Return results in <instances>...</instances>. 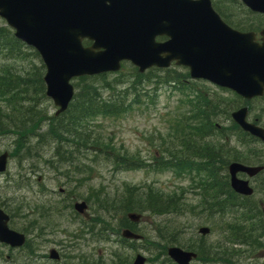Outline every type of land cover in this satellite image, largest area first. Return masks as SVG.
<instances>
[{
    "label": "trees",
    "instance_id": "trees-1",
    "mask_svg": "<svg viewBox=\"0 0 264 264\" xmlns=\"http://www.w3.org/2000/svg\"><path fill=\"white\" fill-rule=\"evenodd\" d=\"M43 74L44 67L38 54L16 40L12 31L0 24V102L5 105L3 109L0 108V139L11 136L13 153L20 154L18 156L24 159L23 164L31 160L39 162L40 159L48 171L60 175L67 185L79 182L82 175L90 177L102 163L115 169L143 167L145 164L139 160L138 154L130 156L126 152H118L110 146L109 140L101 139L99 126L95 123L99 119H120L134 109L149 110L155 106L162 87L167 86L174 91L175 78L186 76L185 73L175 74L174 69L139 74L128 66L125 73L82 77L73 83L76 92L66 112L55 116L49 115L43 107L47 101ZM198 92V99L192 101V115L176 116L173 122L167 120L170 133L157 132L147 138L156 150L151 156L153 164L150 167L153 170L194 172L201 180L200 188L195 187L197 190H194L196 203H186L180 190L169 193L150 187L139 193L125 186L123 197L109 206L108 196L94 198L101 210H115L123 214L136 211L158 218H175L190 213L192 217H202L206 222L213 219L212 231L219 233V239L214 244L203 243V239L181 244L174 235V224L170 220L158 227V239L154 241L161 264H170L165 257L167 245L183 246L186 250L194 251L203 261L209 262L223 256L226 264H238V251L232 245L246 243L253 250L259 249V246L252 245L253 232L244 226L252 224L242 222L235 216L249 221L252 218L248 214L256 218L258 213L249 208L248 212L239 214V200L230 191L227 177L219 169L224 167H218L220 148L206 139L208 135L217 133L215 123L217 119L219 121L220 112L228 117L235 105L231 104L229 108V101L224 99L227 107L224 109L222 101L219 102L215 95ZM190 122L194 124L189 125ZM236 131L239 130L236 128ZM46 149L50 150L48 157H45ZM226 158L229 159V156L221 160L225 161ZM18 161V166H22L19 158ZM23 179L15 180V189L30 187L29 182L25 184L20 181ZM72 192L77 195L78 189L74 187ZM224 243H231V250L228 247L222 250ZM133 247L129 246L131 249ZM119 264L129 263L125 261Z\"/></svg>",
    "mask_w": 264,
    "mask_h": 264
},
{
    "label": "water",
    "instance_id": "water-1",
    "mask_svg": "<svg viewBox=\"0 0 264 264\" xmlns=\"http://www.w3.org/2000/svg\"><path fill=\"white\" fill-rule=\"evenodd\" d=\"M242 1L264 13V0ZM0 18L13 29L15 38L38 52L45 67V94L58 107L56 115L72 98L71 79L117 71L122 61L139 72L174 62L188 68L191 78L226 87L247 100L264 93V31L258 43L254 33L231 30L209 0H0ZM157 37L166 40L157 42ZM83 40L91 41V46L83 47ZM231 117L264 141V132L246 122V108ZM6 161L4 152L0 173ZM258 170L231 164L233 190L249 195L247 183L236 180L235 174L252 176ZM84 209L83 203L75 205L79 213ZM6 222L0 210V241L20 246L23 237L10 231ZM123 235L137 237L129 232ZM167 254L176 264H189L195 256L176 247L168 248ZM50 258L57 256L51 252ZM143 262L138 255L133 264Z\"/></svg>",
    "mask_w": 264,
    "mask_h": 264
},
{
    "label": "rangeland",
    "instance_id": "rangeland-1",
    "mask_svg": "<svg viewBox=\"0 0 264 264\" xmlns=\"http://www.w3.org/2000/svg\"><path fill=\"white\" fill-rule=\"evenodd\" d=\"M0 24H3V22L0 20ZM217 96H221V99L219 102L222 101L223 108L227 109L225 105V98L222 94H219L217 92ZM5 105L0 102V108L3 109ZM43 107L46 109V112L50 115L53 114L55 109L50 101H46L43 103ZM220 107V103L218 105ZM261 109L264 108V105H259ZM259 107H253L251 108V112L249 115V118L251 117L253 119L260 120L259 114H254V108ZM191 113L189 104L187 102V98L184 94L172 92L170 93L169 88H162L159 91V97L157 100V104L154 107L153 110H143L137 111L136 109L130 113L125 115L124 117L120 119H99L97 123H95L96 126H99L98 128V134L100 135L101 139L109 140L110 146L114 147L116 151L124 153L126 152V155L129 154H138L142 158H150L155 150V145L152 143V145L146 140L148 137H150L152 134H156L157 132L166 134V132L170 133L171 128L169 124L167 123V120H170V122H173L174 117H179L181 115L187 116ZM219 114V113H218ZM228 122H221L218 121L215 123V125H225ZM194 123H189V125H193ZM208 141L212 142V145L216 148H220L219 153L222 157L227 155L226 150L227 148H230L234 145H225V141L220 136H213L210 139L207 138ZM13 140L11 136H6L5 138L0 139V151L6 150L11 152L13 149ZM259 148V147H256ZM48 150V149H46ZM250 149L246 146L244 147V152L249 151ZM260 150V149H259ZM239 150L236 148L234 150V154H236ZM232 152V149H231ZM17 153V154H16ZM13 153L14 157L9 159L8 169L7 173L0 175V196H13L16 199H20L21 202L24 205H32V201H36L37 197L34 195L33 192H29L28 188H23L20 190H16L17 192L8 193L9 188L7 190V186L10 187V183H7L8 180L15 179L17 174L20 172L19 167L23 169V171L20 172L22 176H26L29 178L30 172L25 169L26 167L29 168L31 164H34L33 161L26 162L23 164V158L21 159L20 154L16 152ZM50 155V150L46 152V156L48 157ZM22 161L21 166L18 167V158ZM43 162L39 160V162H35L36 166L39 168V171L36 172L39 175L43 176V179H41L38 183L39 185H44L47 191H45V194H48L51 197V204L54 206H57L58 201L60 199H65L66 196H59L55 192H57L59 189H65L64 193L71 194L69 192H72L71 190L75 188L78 189V198H73L72 203L75 201L80 200H87L89 209L85 219H88L89 215L92 217L90 220L87 221H97V217L100 218H106L108 219V215L106 212L101 210V208L95 203L97 201L94 196L101 197V195L104 196H113L114 194H117V196H121V193H125L122 190V187L125 188L126 184L130 187H137L142 186L144 184V187H150L155 188L158 190H162L165 192H174V191H181L182 193L187 192V194H184V198L190 203L195 202V198L193 195L189 194V187L193 185L194 180L192 177H187V173H174V171H153V170H145V169H135V170H122V169H115L110 165L102 163L101 166H97L96 170L93 171L90 177H85L82 175L80 181L74 182L71 185H67L65 183V179L62 178L60 175H57L53 171H48L46 166H43ZM30 164V165H29ZM40 167L42 170H40ZM61 170V169H60ZM31 181L32 178L34 179L36 176H32L30 174ZM77 178H80L79 176ZM35 187V185H34ZM39 186H36V189ZM1 188L4 189V191H1ZM13 188V187H12ZM259 190L264 189V181L260 186H258ZM11 189V188H10ZM40 191L39 189H37ZM8 193V194H6ZM40 193V192H39ZM264 197V193H263ZM66 200V199H65ZM114 200L111 201V203ZM25 209V208H21ZM96 212L100 214H96ZM94 213V215H92ZM113 222L105 223L104 221L96 222L95 224H101L102 227L105 228L106 224L110 228L109 231H106L108 234H106L111 241L102 240L100 242H87V244H83L84 240H80L81 243H75L73 242L74 239L72 237H68L69 234H74L76 232V225L72 224L70 222H67L65 219L61 221H57L59 223V226L61 227L62 231L66 233V235H63L60 233L58 234L55 239H60L63 246H68L71 244H79L76 245V247L72 250L71 255L76 256L78 254L84 256V258L89 259L93 261V259H96L95 257L99 259H103L104 262L110 263L112 261L116 263L125 262L130 260L132 261L133 257L136 253L143 254L145 257L150 258L154 255V252H149V246L146 244L145 241L141 242V246L136 248V250H130V249H121L117 250V245L119 243L115 242L118 239V235H115L114 233H110L112 230L111 228L115 227L116 225H119L121 223V215L113 216ZM157 218L155 216L150 215H141L139 217V223L138 225L142 227V232L146 235L147 238H152L156 232H154V229L156 227L163 226L164 219ZM185 219L181 220L179 222L178 219ZM177 221L179 224H177ZM92 222V223H93ZM172 222L175 227L181 228V225H186V227H196V229H193L197 234V228L199 227H206L208 226L207 223H204L201 220L198 219H192L191 217L188 219L186 216H179L177 217V220L172 218ZM118 223V224H117ZM167 223V221H166ZM19 225H21L20 222H18ZM17 225V226H19ZM17 228H20L17 227ZM256 235H254V239L251 240L252 245H255L257 243H260L262 248H259L257 250H250L249 247H240V246H233V249H236L238 251L237 256L238 264H264V237H260L258 234V231H254ZM105 235V236H106ZM104 236V237H105ZM191 236V234L185 235V239ZM54 236L48 237L46 240L41 241L42 242H50L49 244H45V246H42L41 252H47L48 249L56 248V244H54ZM219 239V235L217 233H211L209 236L205 237V240L208 241L207 243H215ZM255 241V242H254ZM185 241H182L181 244H184ZM187 242V241H186ZM70 246V245H69ZM226 248L229 247V243H227ZM71 251V249H70ZM5 255L3 253L2 255V261H0V264H8L5 262ZM219 258H215L216 261H218ZM71 259H68V262ZM156 259L153 261L152 259H149V263L147 264H156ZM53 264V263H51ZM61 264H72V263H65L64 260L61 262ZM193 264H198L194 262Z\"/></svg>",
    "mask_w": 264,
    "mask_h": 264
},
{
    "label": "flooded vegetation",
    "instance_id": "flooded-vegetation-1",
    "mask_svg": "<svg viewBox=\"0 0 264 264\" xmlns=\"http://www.w3.org/2000/svg\"><path fill=\"white\" fill-rule=\"evenodd\" d=\"M218 1V5L219 8L221 9V11H225V12H229L230 13V26L232 25H236L239 21H241L242 16L239 13H242V11L247 12L248 10L238 1V0H213V2ZM229 5V6H228ZM257 25H255L254 27H256ZM232 28L236 29L234 26H232ZM249 122L253 123V124H261L262 128L264 129V118H260V120L258 119H253V118H249ZM234 139V147H232V154H233V158H235L237 161H239L240 163L244 164V165H248V166H253L255 165L254 161L257 160L258 156H264V147L261 148H256L258 147V145H263L258 143L257 144H248V141L245 137H233ZM233 145L232 141H227L225 142V145ZM249 148L250 150L247 152H244V147ZM238 149L239 151L234 154V150ZM260 149V150H259ZM227 161L228 159H225V162L223 161H219L220 162V166L224 165V169L226 168L227 165ZM264 165V164H263ZM262 165V166H263ZM257 176V175H256ZM247 177L245 174H239L238 178L242 179V180H246L248 181L249 185L252 187H254L256 190H258V186H260L261 189V184L263 182V179L260 178L259 176L257 177ZM252 187V188H253ZM260 204H264L262 202L259 203ZM58 253H59V257L62 258V261L64 260L65 263H72V264H84L83 262H81V260L79 259V257L73 256L71 254H65L63 252V250L60 248V246H56L55 248ZM2 251L5 253V258L7 260V262H9L10 264H49L50 260L48 259V252H37L39 254V258H37L30 249H27L26 247H22V248H16V249H10L8 247H0V259H1V254ZM37 258V259H36ZM60 258V260H61ZM68 259L69 260L68 262ZM58 261L61 262V261ZM90 264H94L92 262V260L89 261ZM56 264V263H55ZM96 264V263H95Z\"/></svg>",
    "mask_w": 264,
    "mask_h": 264
}]
</instances>
